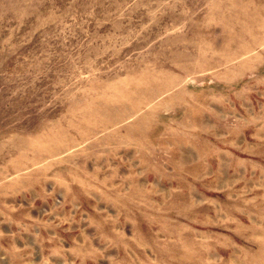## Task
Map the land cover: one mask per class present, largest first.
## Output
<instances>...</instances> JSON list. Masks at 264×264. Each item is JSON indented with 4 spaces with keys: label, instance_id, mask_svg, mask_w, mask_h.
Segmentation results:
<instances>
[{
    "label": "rangeland",
    "instance_id": "374dc122",
    "mask_svg": "<svg viewBox=\"0 0 264 264\" xmlns=\"http://www.w3.org/2000/svg\"><path fill=\"white\" fill-rule=\"evenodd\" d=\"M0 264H264V0H0Z\"/></svg>",
    "mask_w": 264,
    "mask_h": 264
}]
</instances>
